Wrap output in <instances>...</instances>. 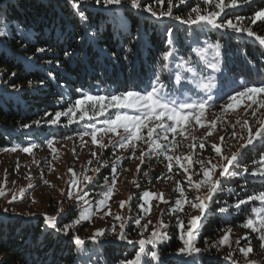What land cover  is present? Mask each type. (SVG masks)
Instances as JSON below:
<instances>
[{
	"label": "trees",
	"instance_id": "trees-1",
	"mask_svg": "<svg viewBox=\"0 0 264 264\" xmlns=\"http://www.w3.org/2000/svg\"><path fill=\"white\" fill-rule=\"evenodd\" d=\"M141 3L151 5L158 14L168 10L167 0L161 4H157V0H141ZM173 5L176 6L171 17L157 18L143 7L133 9L130 0H123L120 5L87 0L82 5L87 20H82L79 10L73 8L69 0H0V32H6V37L0 39V153L13 147H42V136L45 135L56 142L68 138L74 134L77 125L69 123L73 118L71 114L61 116L57 124L49 123L56 112H66L84 95L110 96L128 90L148 91L156 84V73L160 74L163 91L170 96L178 97L181 92H187L197 97V89L185 83L177 84L174 78L185 69L180 66V61L194 62L195 50L206 45H219V80L222 89L226 88L224 93L243 90L241 85L264 84V45L255 36L249 37L247 33L231 29L189 26L176 19L179 16L186 20L190 14L194 18L191 9L196 6L202 9L201 14L219 11L209 8L203 0H187L185 4L173 0ZM261 9H264V0H251L250 3L240 0L237 7L225 8L217 20H232L264 37V21L251 23L255 12ZM169 29L173 33L171 38L167 35ZM41 48L45 51H37ZM170 49L175 54L167 62L168 68L164 69L162 57ZM209 72L204 69L203 75ZM38 120L39 124L34 123ZM86 128L83 125L79 130L84 132ZM143 132L144 129L142 135ZM144 143V139L137 141L139 146ZM104 145L101 148L97 143L92 148L95 151L89 152L88 161H85L84 169H88L91 183L83 180L85 172L77 180V169V173L66 177L59 205L52 211L58 228L71 224L85 209L91 214L100 210L113 197L119 178L132 164L131 160L117 155L115 146ZM195 149L199 150L196 152L200 160L218 164L221 156L210 146L206 147L207 157H201L203 148L195 146ZM149 152L161 160L166 159L164 152L153 149ZM222 152L225 155L223 148ZM242 152L240 162L231 168L235 175L227 176L223 191L216 194L209 206L211 211L193 229L195 239L192 243L201 249L198 254L181 255L178 250L184 247L181 235L188 238L189 219L199 215V210L184 204V210L177 211L175 201L181 198L177 190L181 187L189 199L204 195L202 190L197 193L185 179L189 174L202 177L201 165L196 163V170L191 168L185 173L179 166L172 165L170 169V161L164 166L141 161L128 184V213L123 222L127 239L135 243L117 238L121 231L120 221L105 225L102 228L105 234L94 242L87 233L90 228L88 219L72 225L69 234L65 235L63 231L48 227L41 213L23 216L0 212V264H124L134 258L139 249L136 240L144 236L140 235L142 221L146 218L141 207L147 203V198L142 195L144 189L160 183L172 185L167 203L164 199L155 217L154 229L168 236L155 249L163 264H244L247 257L239 249L250 245L258 251L264 241L261 232H253L243 224L249 218L256 219V212L264 208V203L253 200L241 209L234 205L239 199L264 192V179L251 175L264 159V140L257 139ZM73 180L78 182L77 186H73ZM113 184V195L104 205H99L103 193ZM69 192L74 198L68 197ZM80 195L88 201L87 204L79 199ZM220 207H227L228 212L220 213ZM137 219L140 220L139 226L135 223ZM180 221H183V228ZM229 229V242L225 244L222 237ZM151 234L152 231L148 238ZM76 235L84 240L83 245L75 244L73 236ZM151 247L147 245L146 251ZM144 259L150 264H159L150 256Z\"/></svg>",
	"mask_w": 264,
	"mask_h": 264
},
{
	"label": "rangeland",
	"instance_id": "rangeland-1",
	"mask_svg": "<svg viewBox=\"0 0 264 264\" xmlns=\"http://www.w3.org/2000/svg\"><path fill=\"white\" fill-rule=\"evenodd\" d=\"M102 1V0H101ZM123 1V0H121ZM5 30V28L3 29ZM6 37V32H0V39ZM197 51L201 52V56L197 55ZM195 61L182 60L180 66L184 67L179 75L182 76L180 83H185L186 86L197 89V97H192L190 93L181 92L180 96H170L164 92L168 99L175 100L177 103L180 102H191L197 100H207L208 106L203 117L200 119L201 127L196 123L195 120H190L185 125L184 135L167 133L168 139L164 140L161 138L160 143L167 146V154L173 157L171 160H161L156 155L150 154L149 143H147V129H144L143 135L145 136V143L143 146H139L137 141L132 143L125 148H120L118 141L121 137L126 135L123 129H118L116 133L112 132H100L97 134V141L100 143L115 146L116 153L122 159L131 160L132 164L127 166V172L119 178V182L116 187V191L113 197L107 202L100 210L93 212L90 217V228L87 233L90 237L96 232L97 229H102L109 223H115L117 221L115 216L119 215L123 217L125 222L127 211V200L129 196V181L133 178V175L137 172L138 165L141 161L150 163H160L161 166L167 165L166 162L170 161L171 166H179L184 164L188 169L187 172L193 168L196 170L197 161L200 160V156L197 155L196 147H199L201 143L204 144V151L201 152V157H207L206 147L212 145H218L223 148L225 155L230 156L236 152L242 143L246 142L248 136L247 130L242 128L241 124L247 120L248 125L255 130L259 127V121L264 120V108H258L257 105L251 104L246 97L240 98L232 103L238 105L233 109H222V105L228 100V95H235L236 92L224 93L226 88L220 85V72L214 71L209 65L212 63L219 62L221 69V57L217 55L216 48L211 45L203 46L195 50ZM188 61L187 65L184 62ZM194 63V64H193ZM183 65V66H182ZM188 67H192L196 71V76H193L191 72L187 71ZM198 67V68H197ZM204 69H209V73L204 76ZM174 82H176L174 78ZM201 84H210L211 87L208 89L202 88ZM242 91V90H240ZM257 99H260L258 96ZM107 103V102H106ZM255 111V115H253ZM127 112L129 115H137L133 110L128 109H116L106 108L103 116L92 115V119L80 120V112H76L72 118L75 120L73 124L77 125L73 135L68 138H62L59 142H56L50 136L43 137V146H37L32 148L31 152H24L21 146L16 148V151H10L6 149L0 153V190H3L5 195L0 196V212H11L19 215L28 216V214L41 213L43 216H53V210L59 205L61 200V193L64 186V181L69 175H73L76 169L77 180H80L81 174L87 170L84 169L86 162L88 161L89 152L95 151L97 143H92V138L89 135H84L85 132H91L93 128L103 127V121L109 118H114L117 114H123ZM215 121V127L211 126V122ZM240 121L241 123H237ZM166 123H171L167 121ZM86 125L87 128L84 132L79 129L81 126ZM143 130V129H142ZM160 136L163 137L165 133L157 130ZM179 131V130H178ZM211 132V135L207 133ZM233 132L237 135L233 137ZM143 136V137H144ZM224 139L221 140L220 138ZM243 138V139H242ZM51 141V146H49ZM176 143L177 147L172 148V144ZM223 146V147H222ZM12 149V148H8ZM200 149V147H199ZM197 151V152H196ZM143 153V156L141 155ZM181 157L179 163L175 157ZM184 157H191L192 163ZM85 162V164H84ZM222 158L219 157L218 164H223ZM169 167V166H168ZM72 169L73 172H70ZM84 169V170H83ZM217 173V172H216ZM195 174V173H194ZM196 175V174H195ZM193 181L199 180L201 177H193V174H189ZM188 176L185 179H188ZM47 181L48 183H45ZM172 190V185L165 186L160 183L152 188H146L145 191L152 192L155 194L151 198H147L146 205L143 206V212L145 214V220L142 221L138 241L142 238L146 239L150 235V232L156 226V211L161 207L163 200H168L169 194ZM141 191V190H140ZM205 194L206 190H203ZM159 194H163V200L159 197ZM15 196V200H13ZM125 201L123 208L120 207V202ZM54 202V203H53ZM63 205V204H62ZM159 205V206H158ZM45 210H48L45 212ZM111 214H107L108 212ZM45 218V217H44ZM151 221V223H148ZM147 224L145 229L143 226ZM96 242V241H94ZM139 244V243H138ZM147 245H145L146 248ZM96 251V250H94ZM247 260L255 261L256 264L264 263V248H259L258 251L253 250L251 255L247 256L244 264Z\"/></svg>",
	"mask_w": 264,
	"mask_h": 264
},
{
	"label": "snow or ice",
	"instance_id": "snow-or-ice-1",
	"mask_svg": "<svg viewBox=\"0 0 264 264\" xmlns=\"http://www.w3.org/2000/svg\"><path fill=\"white\" fill-rule=\"evenodd\" d=\"M87 0H69V3L72 5L73 8L79 10V15L82 20H87L85 16L82 5L86 3ZM96 3H101V0H95ZM104 5H120L121 0H102ZM187 0H179L180 4H185ZM240 0H229L228 3L225 0H203V3L209 8L219 9V11L210 10L207 14H201L202 9L199 6L193 7L191 9V13L195 14L194 18L190 14L188 19L181 20L179 16L176 17L178 21H181L184 24L189 26H211L215 29H231L237 33H247L249 37L255 36L256 40L259 41L261 45H264V37L256 35L251 28H248L240 23H233L232 20H227L226 22H218L217 18L225 11V8H235L238 6ZM244 3H250L251 0H243ZM163 3V0H157V4ZM168 3V10L167 11H160L159 14L154 11L149 4L142 5L141 0H130L131 7L133 9H140L143 7L144 11L149 12L153 17H171L173 15V0H167ZM257 21H264V9L258 10L255 12L251 23L255 24ZM169 38L173 35L172 30L169 29L167 32ZM169 43L171 44L172 41L169 39ZM216 53L219 55V45H215ZM37 51L43 52L44 49H37ZM173 50L165 51L162 57L163 68H168V63L170 58L174 56ZM197 55L201 56V52L197 51ZM189 62L185 61L184 65H187ZM183 66V65H182ZM214 71L220 72L219 62L212 63L209 65ZM188 72H191L193 76H196V71L192 67L187 68ZM182 79V76L177 74L175 76L176 83L179 84ZM155 81L156 84L151 85V89L148 91H137V90H128L125 92L120 93L119 95H110V96H92V95H84L81 99H77L72 107H70L66 112H56L55 118L50 120L49 123L57 124L59 123L60 117L64 115L71 114L72 117L75 116L76 112H80V120L84 119H92V115L96 116H103L105 113L106 108H116V109H128L133 110L137 113V115H129L127 112L123 114H117L114 118H109L103 121V127L100 128H93L91 132H85L84 135H89L92 138V143H98L97 141V134L100 132H112L116 133L118 129H123V132L126 135L121 137V140L118 141L120 148L128 147L132 141H139L144 139L142 135V129H147V143H149V147L153 150H159L165 153V158L171 160L173 157L167 155V151L171 149H167L165 144L160 143L161 138L164 140L168 139L167 133L171 132L173 134H178L183 136L184 129L187 122L190 120H195L197 124L201 127H204L203 124H200L201 117L204 116L206 107L208 106L207 100H197L191 102H180L177 103L175 100L168 99L167 95L164 93V85L161 83L160 74H155ZM159 85V87H157ZM204 89H208L211 87L210 84H201L200 85ZM243 87L242 91H237L235 95H228V100L222 105V109H233L238 105L233 104V101H237L240 98L246 97L251 104H255L258 108H264V84L259 86L256 85H241ZM260 99H257V97ZM107 102V103H106ZM89 112L92 115H89ZM255 115V111L252 113ZM46 115H48L46 113ZM165 118L167 121L171 123H166ZM75 122L74 119H69V123ZM34 123L39 124L40 121H35ZM215 121L211 122V126L215 127ZM237 123H241L237 121ZM242 128L247 130L248 136L246 138V142L242 143L240 147L236 150V152L232 153L229 157L227 155H223L222 148L218 145L213 144V150L216 152L217 155L221 156L222 160L225 161L223 164H214L211 160L205 162L203 160L197 161L201 165L202 170V177L197 180L193 181L191 176H188V184L191 185L197 193H199L202 189L206 190L205 194L201 197L200 195H196L193 199H189L188 196L185 194L184 189L178 188L177 190L180 192L181 198L175 201L177 211H183V205L188 204L192 209L199 210V215L192 216L188 221V228H187V236L188 238L185 239L184 235H181L180 239L183 241L184 247H181L178 250V254L181 255H188L192 256L193 254H198L201 252L200 248L194 246L192 241L195 239V234L193 229L197 228V225L202 222V220L207 216L208 212L211 211L210 204L213 201V198L216 194L220 191H223V185L225 180L229 174L235 175V173H231V168L233 165L240 162V157L243 155L242 149H246L247 147L254 144V142L259 140H264V120L259 121V127L253 130L249 125L248 121L245 120L241 124ZM25 128L30 127L29 125H24ZM165 133L163 137L160 136V133L157 130ZM179 130V131H178ZM211 135V132L207 133ZM233 137H236V133L233 132ZM221 140L224 138L221 137ZM243 139V138H242ZM51 141H49V146H51ZM103 148L105 145L100 143L99 145ZM25 147L22 150L24 152L30 153L32 148ZM172 148L177 147L176 143H173ZM200 148L204 147V144L201 143L199 145ZM167 149V150H166ZM10 151H16V148L13 147L12 149H6ZM96 155V153H93ZM143 156V153H141ZM177 163L180 162L181 157H175ZM184 159L188 160L189 163H192L191 157H184ZM261 166L258 167L256 170L251 171V175L253 177L259 176L261 179H264V159L260 162ZM180 167L184 169L185 173H187L188 169L185 167L184 164H180ZM171 169V165L169 166ZM70 172H73L72 169H69ZM95 171H98L96 169ZM218 171V175L216 172ZM74 175V173H73ZM83 180L91 183L92 177L84 175ZM45 183H48L45 181ZM78 182L73 180V186H77ZM112 187H109L107 191L103 193V199H101L98 203L99 205H104L106 201L113 195ZM231 192L232 190L229 189ZM5 193L3 190H0V196H4ZM69 198H74L73 193H67ZM144 198H151L155 194L152 192H144ZM163 200V194H159V197ZM79 199L83 200L85 204H87V200L84 199L83 195L79 196ZM13 200H15V196H13ZM253 200H259L264 203V192H261L256 195H249L246 199H239L234 207L236 209H241V207ZM167 203V201H164ZM125 201L120 202V207L123 208L125 205ZM143 207V205H141ZM63 211V209H60ZM220 213H227V207H220L218 209ZM107 214H111L109 211ZM91 213L88 209H85L84 212L76 219L72 221L71 224L67 225L65 228H58L56 223V217L54 216H45V223L48 227L55 229L57 232L63 231L65 235L69 234V229L72 225H79L82 220L89 219ZM256 219L249 218L243 224L244 228L250 229L253 232H261V240L264 241V208L258 210L256 212ZM117 221L121 222V231L117 235V238L121 241L127 240V243L133 244L135 243L132 240H128L127 236L123 232V217L117 215L115 216ZM135 223L139 226L140 220L137 219ZM148 223H151L149 221ZM180 226L183 228V221H180ZM163 226V225H161ZM145 229L147 228V224L143 226ZM114 231V229H113ZM231 230L229 229L228 232L224 234L222 237V242L227 244L229 242ZM105 234L104 229H97L96 232L93 234L91 239L96 241L98 237H101ZM142 235V234H141ZM167 233L158 232L156 229H153L152 234L147 239H140L139 249L135 252V256L131 260H126L124 264H150V261L145 260V257H151V260L158 261L159 264H163V261L160 260V254L155 250L157 245L167 239ZM246 239V238H245ZM73 240L77 245H83L85 242L81 239L78 235L73 236ZM151 245V250L146 251L145 245ZM261 247L264 248V243L261 244ZM239 251L242 253L244 257H247L250 253L253 252V248L248 245L246 247L240 248ZM235 264V262H234ZM246 264H256L255 261L247 260Z\"/></svg>",
	"mask_w": 264,
	"mask_h": 264
}]
</instances>
